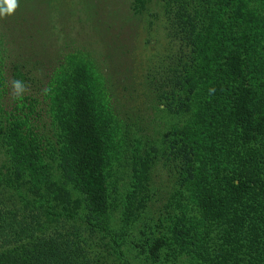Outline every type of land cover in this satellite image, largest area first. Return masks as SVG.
I'll return each mask as SVG.
<instances>
[{
  "label": "trees",
  "instance_id": "16d2710c",
  "mask_svg": "<svg viewBox=\"0 0 264 264\" xmlns=\"http://www.w3.org/2000/svg\"><path fill=\"white\" fill-rule=\"evenodd\" d=\"M159 1L167 45L144 72L170 119L158 144L126 145L70 55L38 109L0 101V148L13 169L0 168V264H135L122 247L155 203L153 167L172 177L156 207L154 262L184 253L188 264H264V0ZM6 80L0 73V94ZM127 168L116 202L111 184Z\"/></svg>",
  "mask_w": 264,
  "mask_h": 264
},
{
  "label": "rangeland",
  "instance_id": "374dc122",
  "mask_svg": "<svg viewBox=\"0 0 264 264\" xmlns=\"http://www.w3.org/2000/svg\"><path fill=\"white\" fill-rule=\"evenodd\" d=\"M132 1L19 0L13 15L0 18V73L7 79L0 101L17 102L15 105L22 110H26L22 102L31 101L38 109V93H42L54 69L65 64L70 55L72 62L83 64L94 78L95 96L113 111L119 131L127 132L126 145L134 144L131 137L138 138L143 146L158 144L170 119L146 89L144 72L166 49L164 10L159 0H148L140 11L134 12ZM14 77L24 81L27 88L20 99L13 98L12 88L8 87ZM11 164L4 148H0V168L13 172ZM50 174L59 176V169L53 166ZM128 175L127 168L118 175V182H112L111 196L115 200L119 201V190ZM151 179L155 203L130 226L122 248L135 264H171L162 255L160 261L154 262L159 252H151V248L161 236L156 207L164 201L165 185L172 183V177L164 169L153 167ZM115 214L113 231L120 224L118 209ZM96 241L100 242L97 249L101 252L109 249ZM184 256L183 253L175 264H188Z\"/></svg>",
  "mask_w": 264,
  "mask_h": 264
},
{
  "label": "clouds",
  "instance_id": "9594fccd",
  "mask_svg": "<svg viewBox=\"0 0 264 264\" xmlns=\"http://www.w3.org/2000/svg\"><path fill=\"white\" fill-rule=\"evenodd\" d=\"M19 7V0H0V18L11 16ZM12 96L15 99L22 98L27 91L25 82L19 79L11 81Z\"/></svg>",
  "mask_w": 264,
  "mask_h": 264
}]
</instances>
